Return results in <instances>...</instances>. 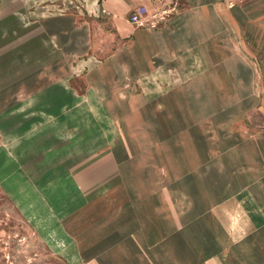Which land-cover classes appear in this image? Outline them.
Returning a JSON list of instances; mask_svg holds the SVG:
<instances>
[{
	"label": "crops",
	"instance_id": "crops-1",
	"mask_svg": "<svg viewBox=\"0 0 264 264\" xmlns=\"http://www.w3.org/2000/svg\"><path fill=\"white\" fill-rule=\"evenodd\" d=\"M52 1L37 0V6L23 7L9 29L12 34H23L26 41L31 33L37 34L38 50L34 67L29 58L23 60L17 79L9 78L6 71L7 84L0 88V118L18 111L32 95L84 92L80 97L86 113L93 114L90 120L101 129V136L94 140L93 132L88 131L94 126L85 122L78 127L81 135L70 144L103 147L78 156L81 164L72 163L66 169L65 176L74 178L76 186L81 178L85 184L80 186L85 188L84 195L79 190V200L61 220L64 241L81 264H156L152 259L156 255L142 249L153 238L141 233V205L133 200L136 193L145 191V182L127 181V175L141 173L140 164L138 169L131 166L129 146L136 144L135 130L140 137L143 127H197V143L205 144L207 100L214 110L227 104L247 114L246 118L259 104L263 108L259 86L264 82V0H182L181 9L168 14L147 10L137 23L130 21L131 14L141 6L147 9L150 0H85L82 8L76 5L74 10ZM103 34L107 38L99 43L97 36ZM159 112L166 116L176 113L177 122L172 116L164 125L158 124ZM249 126L247 120L236 122L233 127L240 135L232 142L247 146L236 148L239 164L244 166L239 172L250 178L244 185L246 191L224 199L247 202L245 209L261 212L240 215V206H229L228 216H218L222 206L216 205L215 216L209 219L214 225L228 227L198 234L197 264H264V131L257 136L242 131ZM257 154L261 159L255 158ZM39 164L36 176L40 175ZM94 170L107 178L105 185L87 184ZM199 171V176L205 175V169ZM29 189L14 188L23 194L35 193L39 199V188ZM96 192L115 194L117 199L102 204L101 221L92 217L91 210L98 204L88 195ZM215 194L216 201L219 193ZM29 202L18 199L14 206L27 208ZM182 215L181 222L189 226V216L184 218L189 211ZM185 236L190 240L193 235Z\"/></svg>",
	"mask_w": 264,
	"mask_h": 264
},
{
	"label": "rangeland",
	"instance_id": "rangeland-1",
	"mask_svg": "<svg viewBox=\"0 0 264 264\" xmlns=\"http://www.w3.org/2000/svg\"><path fill=\"white\" fill-rule=\"evenodd\" d=\"M52 2L53 5H63L61 8L65 10H74L76 5L82 8L86 3L85 0ZM182 3V0H150L147 9L141 7L145 9V17L147 10L152 9L173 13L183 7ZM37 5V0H0V88L7 84V72H10L9 78L13 77L14 80L20 77L23 60L29 58L30 67L35 65L37 34L31 33L26 41L23 34H12L9 29L15 26L23 7L29 9ZM58 9L56 6L55 11ZM97 37L101 40L99 43L105 42L103 40L107 38L104 34ZM259 92L264 95V82L259 86ZM82 94L84 92L51 91L32 95L18 111L0 118V264H81L80 259L73 254L72 246H69L67 240L64 241L60 223L76 205L80 198L79 190L83 193L85 188V185L80 184L85 183L79 178V185L76 186L75 179L72 178L73 182L65 173L72 163L79 165L81 160L76 159L78 156H86L103 147L97 143L70 144L81 135L82 131L78 127L85 122L94 126L93 130L88 129L93 132L94 140L98 141L101 136V129L90 120L93 114L86 113L84 100L80 97ZM214 109L207 100L204 122L209 127L205 129V144L197 143L198 138L194 133L198 131L196 126L173 130L143 127L140 137L138 130H135L136 144L129 146L131 166L135 164L138 169L140 164L141 173L137 176L133 170L136 172L135 177L127 175V181L141 179L145 182V191L136 193L133 200L141 205L144 218L141 233L150 234L153 238L143 243L142 249L147 254L156 255L152 257L156 264H197L198 234L228 227L214 225V221L209 219L215 216L216 205L222 206L218 216L220 213L221 216H228L229 206H240V215L251 211L254 214L261 212L260 209H245L247 202L224 198L237 194L240 196L246 191V180L250 179L241 176L239 172L244 166L239 164L236 148L244 150L247 146L232 143L240 135L233 125L247 120L250 126L248 130L243 129V132L255 136L262 134L264 106L262 108L259 104L254 107L247 118V114L237 112L235 107L227 104H223L220 110ZM172 116L177 122L176 113L166 116L164 112H159L157 123L164 125ZM193 118L194 114L191 120ZM169 137L173 139H167ZM215 139L219 143H215ZM72 156L75 160H69ZM191 156L195 161H191ZM255 158L261 159L258 154ZM38 162L40 175L36 176L34 174L38 171ZM199 169H205V175L199 176ZM98 173L101 172L94 170L91 173L93 177L88 179V185L100 187L107 183V178ZM15 186H23L28 191L31 187H38L39 199L32 192H16ZM216 192L219 194L215 201ZM88 195L93 196L95 205L98 204L91 211L92 217H98L99 221L102 204L117 201L115 194L111 193L96 192ZM22 198L30 201V207L14 206ZM188 211L189 215L184 218L187 220L189 216V226L181 222L182 213L187 214ZM204 220L209 224H204ZM187 233L193 235L194 240L192 237L186 239Z\"/></svg>",
	"mask_w": 264,
	"mask_h": 264
},
{
	"label": "built area",
	"instance_id": "built-area-1",
	"mask_svg": "<svg viewBox=\"0 0 264 264\" xmlns=\"http://www.w3.org/2000/svg\"><path fill=\"white\" fill-rule=\"evenodd\" d=\"M145 9L140 7L136 9L130 16V21L133 23L140 22L144 18Z\"/></svg>",
	"mask_w": 264,
	"mask_h": 264
}]
</instances>
